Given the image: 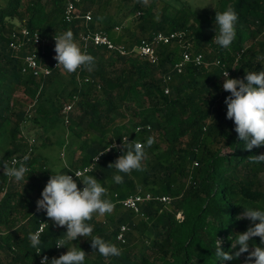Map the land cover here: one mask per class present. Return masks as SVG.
<instances>
[{
	"label": "trees",
	"instance_id": "1",
	"mask_svg": "<svg viewBox=\"0 0 264 264\" xmlns=\"http://www.w3.org/2000/svg\"><path fill=\"white\" fill-rule=\"evenodd\" d=\"M68 1L0 4V264H40L43 256L58 258L73 247L71 241L67 247L55 246L66 226H57L36 209L56 171L47 167L57 151L66 161L59 170L68 173L91 164L102 152L80 178L95 176L117 210L93 214L89 223L92 235L115 243L121 255L105 258L93 248L91 236L78 237L73 244L85 251V264H215V239L230 251L235 233L250 226L248 219H237L242 206L264 208V162H253V155L264 154V146L244 149L233 121L226 118L224 100L230 93L222 89L221 76L228 70L230 78L242 79L245 72L264 70V60L257 59L264 56V0H217L208 14L163 0L162 7L144 0H72L79 15L67 21ZM228 7L238 21L236 38L224 49L215 42L214 21L216 11ZM87 11L90 20L83 16ZM129 15H136L134 24L125 20ZM116 26H124L123 31ZM22 27L44 39L36 49L38 63L51 67L55 35L71 30L81 49L95 58L93 65L65 74L52 69L45 77L23 73L28 42L19 32ZM84 31H104L126 53L80 41ZM157 31L182 32V39L156 45L157 59L151 62L134 47ZM11 42L23 45L15 50ZM184 50L201 53L203 63L187 62L177 72L173 65ZM67 103L72 107L64 111ZM29 121L41 128L40 136L23 132ZM148 137L154 143L145 148L142 170L122 174L123 182L114 183L116 170L109 164L123 154L124 144H146ZM114 143L121 144L120 152ZM13 158L27 166L29 180L15 181L3 171L2 164L13 166ZM36 171L43 174L42 181L33 177ZM80 178L74 179L82 188ZM137 192L171 200L147 201L137 211L120 204L119 199ZM41 222L45 225L37 250L29 233ZM122 225L124 242L117 239ZM259 242L255 237L250 250ZM246 255L225 264H244Z\"/></svg>",
	"mask_w": 264,
	"mask_h": 264
},
{
	"label": "clouds",
	"instance_id": "2",
	"mask_svg": "<svg viewBox=\"0 0 264 264\" xmlns=\"http://www.w3.org/2000/svg\"><path fill=\"white\" fill-rule=\"evenodd\" d=\"M237 21L238 15L231 7L222 12L216 11L214 39L221 48L228 49L235 40ZM54 39V59L67 73H73L81 66L93 65L95 58L81 49L71 30L55 35ZM257 59L264 60V56ZM221 76L224 78L222 89L230 93L224 100L227 106L226 118L233 121L234 131L244 144V149L252 150L254 147L264 146V70L245 72L242 79L230 78L228 70ZM153 143L154 138L148 137L146 144L133 140L128 142L127 147L124 144L123 154L115 163L109 164V168L116 170L112 176L113 182L120 184L124 180L122 174L142 170L145 148ZM99 155L95 157L96 160ZM253 162H264V154L253 155ZM2 165L3 171L15 181H23L28 172L24 163L13 162L11 167ZM51 173L36 200V209L43 210L57 226H66L64 238L58 240L55 246L67 247V243L71 241L73 247H67L68 251L58 258L49 260L47 256H43L40 264H85V251L73 244L78 237L91 236L93 248L105 258L120 256L121 249L115 243L92 235L93 225L89 223L93 214L103 216L113 211L114 205L106 196L107 189L95 176L85 175L81 179V173L76 172L75 176L83 183V187L79 188L77 181L68 172L57 169ZM242 207L244 210L237 219H248L250 226L243 232L235 233L230 251H225L221 247V240L215 239V264H225L244 253H247L244 264H264V208ZM255 237H259L260 242L252 243L254 246L250 250V243ZM29 240L31 246L39 250L42 243L40 233H29Z\"/></svg>",
	"mask_w": 264,
	"mask_h": 264
},
{
	"label": "built area",
	"instance_id": "3",
	"mask_svg": "<svg viewBox=\"0 0 264 264\" xmlns=\"http://www.w3.org/2000/svg\"><path fill=\"white\" fill-rule=\"evenodd\" d=\"M77 15H79L78 8L75 6L72 0L68 1L65 7V11H64L65 19L67 21H70L73 17ZM83 16L86 20H90L91 18L90 11H87ZM115 28L119 29V26H116ZM19 32L26 38V41L28 42V46L24 47L23 49V52H24L23 66L21 68V71L23 73L30 72L35 77H45L46 75H49L52 73V69L60 70L61 65H57L58 62L54 59L55 54L52 56L53 60L51 62V67H49L48 65L38 63L36 49L38 46L43 44L44 39H42V37L39 35L37 31L30 33L25 27H22ZM181 37H182V32L171 31L169 33H166L163 31H157L150 37V39L142 40L140 44L134 47V50L136 53H139L140 55L145 56L149 61L155 62L157 59V55L155 53L156 45L166 44L174 39L181 40L182 39ZM79 39L80 41H83V42H91L95 45L105 46L108 49L117 50L120 54L126 53V50L122 46L116 45L115 43H113L104 31L80 32ZM10 45L15 50H17L23 45V43L22 42H11ZM198 57H199V60H197ZM190 61L196 65L202 64L203 63L202 54L196 53L192 55L190 52L184 50L182 53V60H180L179 62H176L173 65V69H175L177 72H181L183 69V65ZM169 78L170 76L167 75L166 79H169ZM164 91L167 92L168 88L166 87ZM71 107H72L71 103L65 104L64 111L70 110ZM139 128L140 126H138L136 130ZM136 142H139V141H136ZM111 146L112 145H109L108 147H106L105 151H109ZM113 147L116 148L118 152H120L122 149V146L119 143H114ZM97 160L94 157L91 164L78 168L75 171L69 172L67 174L72 175L73 178L76 177L75 176L76 172H80L82 175L83 173L90 171L94 162ZM15 161H16V158H13V162ZM152 200L160 201L161 203H169L171 200V197H169L168 195H153L149 192H145V193L137 192L135 194H130L126 197L119 199V202L125 208L132 209L133 211H137L141 203L152 201ZM177 217H180V213L177 214ZM44 225L45 223L41 222L36 232H40ZM124 230H125V226L122 225L117 235V239L120 240L121 242H124L125 240L123 236Z\"/></svg>",
	"mask_w": 264,
	"mask_h": 264
},
{
	"label": "rangeland",
	"instance_id": "4",
	"mask_svg": "<svg viewBox=\"0 0 264 264\" xmlns=\"http://www.w3.org/2000/svg\"><path fill=\"white\" fill-rule=\"evenodd\" d=\"M2 1L3 0H0V4H2ZM163 1H164L165 5L168 3L174 7H180L182 5V3H185L188 6H190L194 11H196L198 13H202V14L211 13L214 10L216 3H217V0H163ZM150 3H154L155 6L160 5L161 7L163 5V2L161 0H144V4L148 5ZM125 20L126 21L131 20L132 24H134L136 22V15H134V16L129 15L125 18ZM123 28H124V26L122 28H120L121 30L119 29L118 31H123L122 30ZM125 32H128V31L126 30ZM60 71L63 74H65V72H66L62 66L60 68ZM40 131H42L41 128H35L31 121L27 122L26 126L23 128V132L25 134L31 135L33 137L40 136V134H39ZM29 141L30 142L32 141V137L29 138ZM39 141H40V139L38 141H35L37 145H38ZM57 152H53L49 158L50 162H52L51 164L49 163L50 166H48V167L46 166L49 170H57L66 164V161L63 160L65 157L61 156L60 151H57ZM77 154H79V152H77ZM47 168H46V170H47ZM42 175L43 174L41 172L36 171L35 175L33 177L37 181H42V179H43ZM26 180H29V179L24 177L23 181H26ZM115 211L117 213V210L114 207L113 211L110 214H115Z\"/></svg>",
	"mask_w": 264,
	"mask_h": 264
}]
</instances>
